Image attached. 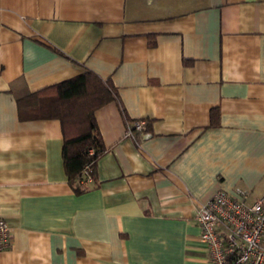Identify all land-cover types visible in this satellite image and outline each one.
Wrapping results in <instances>:
<instances>
[{
  "label": "crops",
  "instance_id": "0c3cea01",
  "mask_svg": "<svg viewBox=\"0 0 264 264\" xmlns=\"http://www.w3.org/2000/svg\"><path fill=\"white\" fill-rule=\"evenodd\" d=\"M85 70L118 98L76 194L17 99ZM236 188L264 199V0H0V264H208L198 208Z\"/></svg>",
  "mask_w": 264,
  "mask_h": 264
},
{
  "label": "trees",
  "instance_id": "16d2710c",
  "mask_svg": "<svg viewBox=\"0 0 264 264\" xmlns=\"http://www.w3.org/2000/svg\"><path fill=\"white\" fill-rule=\"evenodd\" d=\"M117 98V90L109 80L85 70L17 99L21 120L55 118L60 121L62 160L68 183L76 194L87 191L89 184L96 182V163L105 152L94 113Z\"/></svg>",
  "mask_w": 264,
  "mask_h": 264
},
{
  "label": "built area",
  "instance_id": "2783aa9c",
  "mask_svg": "<svg viewBox=\"0 0 264 264\" xmlns=\"http://www.w3.org/2000/svg\"><path fill=\"white\" fill-rule=\"evenodd\" d=\"M144 120L131 121L126 136L135 140L144 130ZM90 181V180H88ZM248 193L218 190L198 208L199 239L208 264H264V199L247 202ZM11 231L0 217V252L11 245Z\"/></svg>",
  "mask_w": 264,
  "mask_h": 264
}]
</instances>
